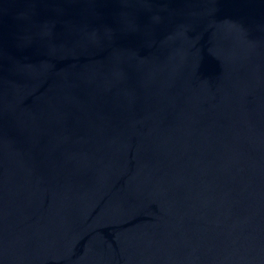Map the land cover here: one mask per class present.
<instances>
[{"label":"water","instance_id":"1","mask_svg":"<svg viewBox=\"0 0 264 264\" xmlns=\"http://www.w3.org/2000/svg\"><path fill=\"white\" fill-rule=\"evenodd\" d=\"M0 264H264V0H0Z\"/></svg>","mask_w":264,"mask_h":264}]
</instances>
